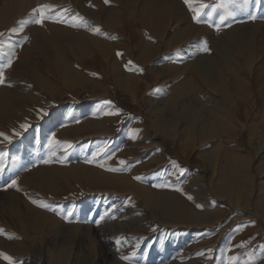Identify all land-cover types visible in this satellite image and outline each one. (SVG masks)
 I'll list each match as a JSON object with an SVG mask.
<instances>
[{
  "label": "rangeland",
  "instance_id": "1",
  "mask_svg": "<svg viewBox=\"0 0 264 264\" xmlns=\"http://www.w3.org/2000/svg\"><path fill=\"white\" fill-rule=\"evenodd\" d=\"M81 30L93 41L70 48ZM0 33L3 77L26 94L0 116V253L264 264V0H0Z\"/></svg>",
  "mask_w": 264,
  "mask_h": 264
},
{
  "label": "bare ground",
  "instance_id": "2",
  "mask_svg": "<svg viewBox=\"0 0 264 264\" xmlns=\"http://www.w3.org/2000/svg\"><path fill=\"white\" fill-rule=\"evenodd\" d=\"M49 25H46L45 28L50 29V32L52 34L55 33V31H53L55 27L54 26H51V25L49 26ZM28 29H29L30 32L34 31L33 28H31V27L28 28ZM78 35H81V37H80L81 38L80 39L81 41H74L73 40L74 35L71 32H66L65 36H66L67 41L70 44V48H73V49L75 48V50H76L79 46H81L82 41L83 42H84V40H85V42H86V40H88V41L91 40V42L93 41L86 34L85 30H81L80 32H78ZM51 36H53V35H51ZM28 37H30V36H28ZM32 37L34 38V36H32ZM30 38L28 39V42H27L28 46L27 47H29V50L31 51L32 49H35V46L36 45L34 44L33 41H31ZM61 47L63 48V46H61ZM30 51H27V53L30 54V55L28 56V58L25 61L22 60V57L20 55L17 56V58H16L14 64L12 65V68L11 69L12 70L14 69V71L16 70V72H18V74H19V72H20L19 69H23V68H26V67L27 68L30 67L31 66L30 65V61L33 59L32 54L30 53ZM53 65L54 66H57L59 68V70L60 69L62 70L63 75H64V78L69 83H73L79 77L77 75V73L75 72V70L72 68L70 62H67L66 60H63L62 58H60L59 60H58V58H55V62L53 63ZM15 76H16V74H15ZM35 76H36V74H35ZM3 81H4L3 83H0V116H2V114L4 112H7L9 110L18 111V109H20V107L18 106L19 105L18 104V100L22 99V97L24 95H26V94H24V91L23 90H18L17 89L16 84H15V81H11L10 79L7 80L4 77H3ZM259 94H260V99H261V103L260 104H261V106H264V94L262 92H259ZM31 98H35V99H31V102L32 103H34V104H37L38 103L39 104V101L37 100V97L36 96L35 97H31ZM223 100H224L223 103L227 107H223V108H220V109L217 110L219 112H222V115L221 114H218V117H219L220 121H222V122L225 121V120H227V118H228V117H225L224 116L223 111L225 109L226 110L227 109L228 110H232L233 107H234L235 102L237 101L236 98L232 99L230 97H225V99H223ZM19 112L21 113V111H19ZM5 114H4V116H5ZM2 118H4V117H2ZM189 126L192 128L193 127V124L191 123V124H189ZM234 163H235L236 166H238L240 168L244 167V163L242 161H240L237 157L234 159ZM259 168L262 170L261 166H259ZM263 185H264V182H263Z\"/></svg>",
  "mask_w": 264,
  "mask_h": 264
},
{
  "label": "snow or ice",
  "instance_id": "3",
  "mask_svg": "<svg viewBox=\"0 0 264 264\" xmlns=\"http://www.w3.org/2000/svg\"><path fill=\"white\" fill-rule=\"evenodd\" d=\"M106 2H107V0H106ZM185 3H189V0H185ZM46 7H48V6H41V9L40 10H34V11H39L41 13L40 19L35 20L36 23H42L43 22L42 10L44 8H46ZM190 7H191V5H190ZM200 7L201 8H205V7H208V6L207 5H204V4H201ZM219 7L224 10V14L220 16V22L223 23L227 19V17L233 15V13H232V11L229 9V7L227 5H220ZM192 11L195 13L194 19H197V21L199 22L200 13L197 11L196 8H192ZM0 35H3V34L0 33ZM205 50H207V49H205ZM11 63H12V61L9 60L6 65L0 66V83H3L4 82L3 81V69L5 67H9L11 65ZM21 127L23 128V127H25V125H21ZM18 134L19 133H17V135ZM3 135H4L3 133H0V136H3ZM5 138L7 139V137H5ZM121 163H124V162L121 161ZM0 170H2V169H0ZM137 179H139V177H137ZM13 183H15V182H13ZM34 203H35V201H34ZM42 206L47 207V205H42ZM0 256H3L4 259L8 260L9 261V264H15V262L12 261V258L9 257V256H7L6 254L0 253ZM123 258L124 259H128L127 257H123Z\"/></svg>",
  "mask_w": 264,
  "mask_h": 264
},
{
  "label": "crops",
  "instance_id": "4",
  "mask_svg": "<svg viewBox=\"0 0 264 264\" xmlns=\"http://www.w3.org/2000/svg\"><path fill=\"white\" fill-rule=\"evenodd\" d=\"M145 50V49H144Z\"/></svg>",
  "mask_w": 264,
  "mask_h": 264
}]
</instances>
